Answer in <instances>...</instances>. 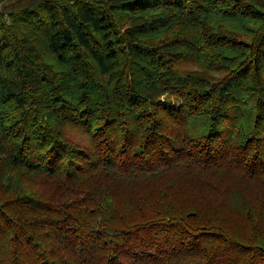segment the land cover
Segmentation results:
<instances>
[{
    "label": "trees",
    "instance_id": "trees-1",
    "mask_svg": "<svg viewBox=\"0 0 264 264\" xmlns=\"http://www.w3.org/2000/svg\"><path fill=\"white\" fill-rule=\"evenodd\" d=\"M0 4V264H264V0Z\"/></svg>",
    "mask_w": 264,
    "mask_h": 264
},
{
    "label": "rangeland",
    "instance_id": "rangeland-1",
    "mask_svg": "<svg viewBox=\"0 0 264 264\" xmlns=\"http://www.w3.org/2000/svg\"><path fill=\"white\" fill-rule=\"evenodd\" d=\"M0 7H1V4H0Z\"/></svg>",
    "mask_w": 264,
    "mask_h": 264
}]
</instances>
